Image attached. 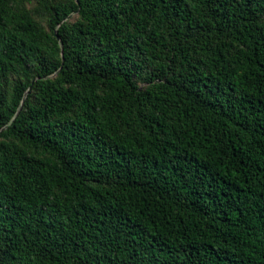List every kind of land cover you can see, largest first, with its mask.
<instances>
[{
    "label": "trees",
    "instance_id": "trees-1",
    "mask_svg": "<svg viewBox=\"0 0 264 264\" xmlns=\"http://www.w3.org/2000/svg\"><path fill=\"white\" fill-rule=\"evenodd\" d=\"M0 264H264V0H0Z\"/></svg>",
    "mask_w": 264,
    "mask_h": 264
},
{
    "label": "water",
    "instance_id": "water-1",
    "mask_svg": "<svg viewBox=\"0 0 264 264\" xmlns=\"http://www.w3.org/2000/svg\"><path fill=\"white\" fill-rule=\"evenodd\" d=\"M70 16H72V15H70ZM58 38V37H57ZM59 39V38H58Z\"/></svg>",
    "mask_w": 264,
    "mask_h": 264
}]
</instances>
